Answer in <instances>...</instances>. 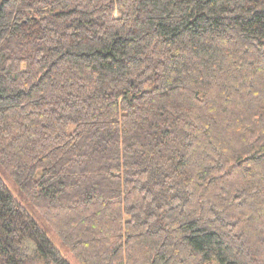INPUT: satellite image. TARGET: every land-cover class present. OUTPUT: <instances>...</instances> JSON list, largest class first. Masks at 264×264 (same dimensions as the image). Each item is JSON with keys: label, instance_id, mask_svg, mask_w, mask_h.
<instances>
[{"label": "trees", "instance_id": "obj_1", "mask_svg": "<svg viewBox=\"0 0 264 264\" xmlns=\"http://www.w3.org/2000/svg\"><path fill=\"white\" fill-rule=\"evenodd\" d=\"M0 168V264H264V0H0Z\"/></svg>", "mask_w": 264, "mask_h": 264}, {"label": "rangeland", "instance_id": "obj_2", "mask_svg": "<svg viewBox=\"0 0 264 264\" xmlns=\"http://www.w3.org/2000/svg\"><path fill=\"white\" fill-rule=\"evenodd\" d=\"M0 176L2 177L3 181L5 182L6 186L11 191V193L17 199L22 201L24 203V205H27V208L29 209L30 206L28 204H26V202L23 200L22 196L19 193V189L16 186V184L13 182V180L6 173H4L1 170V168H0ZM35 218H36L37 222L40 223V225L43 226L44 222L42 221V219H40L37 215H35ZM43 228H44L46 234L49 236V238L53 241L55 246L61 251V253L64 255V257L69 261V263L70 264H79L78 261L75 259V257H73L71 252L65 246H63V244L61 243L59 237L52 230L47 228L45 225L43 226ZM30 251H32V247L28 246L27 253H29Z\"/></svg>", "mask_w": 264, "mask_h": 264}]
</instances>
